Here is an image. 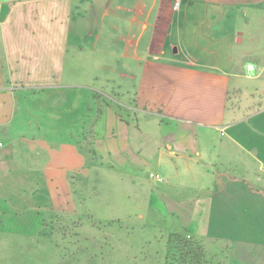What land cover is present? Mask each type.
<instances>
[{
    "label": "crops",
    "instance_id": "obj_1",
    "mask_svg": "<svg viewBox=\"0 0 264 264\" xmlns=\"http://www.w3.org/2000/svg\"><path fill=\"white\" fill-rule=\"evenodd\" d=\"M174 2L0 0V238L41 241L46 212L75 211L94 120L91 162L143 180L140 210L175 215L211 264L223 249L264 264V47L246 65L220 47L234 13L257 17L264 40V0ZM99 80L127 98L124 117Z\"/></svg>",
    "mask_w": 264,
    "mask_h": 264
},
{
    "label": "rangeland",
    "instance_id": "obj_2",
    "mask_svg": "<svg viewBox=\"0 0 264 264\" xmlns=\"http://www.w3.org/2000/svg\"><path fill=\"white\" fill-rule=\"evenodd\" d=\"M171 8L175 11L173 4ZM90 14L91 11H88L86 16L89 17ZM90 23L83 36L88 50L92 48L93 30L97 26L91 20ZM224 24L223 33L229 40L225 39L220 47H225L229 42L230 51L237 62L244 65L249 62L257 64L255 51L264 47L258 18L249 11L245 15L234 13L224 20ZM220 29L221 27L219 32L223 31ZM222 36L219 35L218 38ZM98 54L100 53L95 55ZM104 55L107 56V53ZM89 84L105 92L106 95L102 94L101 99L115 107L119 115L124 117L122 106L128 101L127 98H114L111 92L117 84L102 80L94 83L91 81ZM98 93L101 95V92ZM100 102L97 99L99 107ZM97 113L99 118L101 110H97ZM94 123V120L90 123V132L83 144L90 176L85 179L83 186L78 180V184L73 186L75 211H58L53 214L46 212L48 217L44 215L43 226L37 228L40 235H44L41 241L24 240L22 243H14L8 237L0 238V264H165L166 243L170 236L178 234V238L186 244H201L186 227H177L178 219L175 215L164 214L153 208L140 210L142 203L137 198L134 202L129 200L134 193H142L144 189L138 187L143 185V180H131L127 175V168H110L109 164H102V161L101 168H95L90 158ZM158 178L160 177L157 175L150 178L147 176L145 183H161ZM131 181L134 184L132 186ZM143 198L144 195L140 194L139 199ZM52 216L53 223L48 220ZM41 217L40 214L39 218ZM26 239L35 240L37 237ZM253 245L264 250V240H258ZM218 254L213 264H233L224 249ZM207 263L211 264L208 261Z\"/></svg>",
    "mask_w": 264,
    "mask_h": 264
},
{
    "label": "trees",
    "instance_id": "obj_3",
    "mask_svg": "<svg viewBox=\"0 0 264 264\" xmlns=\"http://www.w3.org/2000/svg\"><path fill=\"white\" fill-rule=\"evenodd\" d=\"M94 100L99 95L93 93ZM90 130L86 133L89 134ZM165 264H208L206 261L203 246L200 243H184L178 238V234L170 236L166 243Z\"/></svg>",
    "mask_w": 264,
    "mask_h": 264
},
{
    "label": "built area",
    "instance_id": "obj_4",
    "mask_svg": "<svg viewBox=\"0 0 264 264\" xmlns=\"http://www.w3.org/2000/svg\"><path fill=\"white\" fill-rule=\"evenodd\" d=\"M179 6V0H175L174 4H173V9L177 10ZM247 69L248 70H253L254 66L253 65H247ZM159 181H161V178H158Z\"/></svg>",
    "mask_w": 264,
    "mask_h": 264
}]
</instances>
